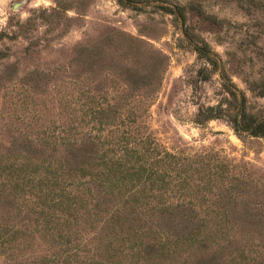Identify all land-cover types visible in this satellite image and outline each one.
<instances>
[{
	"label": "rangeland",
	"instance_id": "374dc122",
	"mask_svg": "<svg viewBox=\"0 0 264 264\" xmlns=\"http://www.w3.org/2000/svg\"><path fill=\"white\" fill-rule=\"evenodd\" d=\"M137 8L118 0H0V157L13 156L26 138L43 140L71 125L85 131L94 124L89 108L115 106L101 137L122 124L168 152L209 155L181 168L185 189L150 200L158 210L182 208L163 216L147 207L137 223L176 216L205 220L209 230L147 256L136 243L162 234L120 238L107 228L108 214L87 216L77 201L68 208L76 224L54 222L59 232L26 231V213L7 211L22 233L0 249V264H264V227L242 223L264 219V133L233 128L235 119L264 123V0H139ZM203 43L216 66L198 57ZM227 219L239 228L212 230Z\"/></svg>",
	"mask_w": 264,
	"mask_h": 264
},
{
	"label": "trees",
	"instance_id": "16d2710c",
	"mask_svg": "<svg viewBox=\"0 0 264 264\" xmlns=\"http://www.w3.org/2000/svg\"><path fill=\"white\" fill-rule=\"evenodd\" d=\"M118 3L139 9V0H118ZM208 49L206 43L195 48L199 58L216 66L214 55H210ZM202 77L207 79L206 74ZM136 80L133 75L128 76V85H135ZM150 86L148 82L145 84V87ZM152 93L149 89L145 97ZM215 109L209 108V111ZM119 110L109 105L104 109L89 108L86 117L94 124L87 130L80 132L71 125L66 130L60 129L58 135L50 132L43 140L26 138L15 148L13 156L3 154L0 157V209L6 215V219L0 220V249L13 244L22 233L21 227L11 224L7 211L19 213L23 210L26 213L23 224L26 231L35 230L42 234L52 230L59 232L56 226L62 222L69 229L76 224V218L68 214V208L75 201L85 206L87 216L100 212L108 214L106 226L120 238L128 239L127 231L135 232L134 236L138 237L140 233L162 234L166 241L136 243L144 248L147 256L167 252L170 247L175 249L182 244H191L209 230L205 220H184L176 216L154 220L146 218L143 223H137L139 219L143 220L139 215L147 216V207H152V215L157 212L163 216V211L182 208L177 204L162 206L158 210L150 200L156 198L160 203L166 193L185 189L188 175L182 180L177 179L181 168L209 161V155L203 152L189 157L182 152H168L152 135L136 137V128L120 130L122 124H114L112 130L101 137L98 133L114 122ZM213 118L216 116H208V120ZM197 121L202 123L200 119ZM253 123L243 124V121L235 119L233 128L237 133L249 130L253 136L264 133V123ZM129 124L135 122L129 121ZM59 147L60 154H56ZM45 150L55 154L45 156ZM139 195H144L146 201L140 202ZM242 223L247 229L264 227V219L242 220ZM234 227L239 228L237 222L227 219L216 222L212 230L223 228L231 231Z\"/></svg>",
	"mask_w": 264,
	"mask_h": 264
}]
</instances>
